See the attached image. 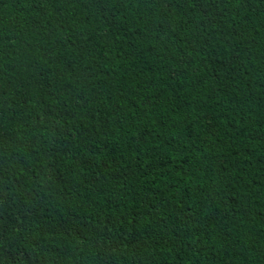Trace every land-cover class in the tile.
<instances>
[{"label":"trees","instance_id":"16d2710c","mask_svg":"<svg viewBox=\"0 0 264 264\" xmlns=\"http://www.w3.org/2000/svg\"><path fill=\"white\" fill-rule=\"evenodd\" d=\"M0 264H264V0H0Z\"/></svg>","mask_w":264,"mask_h":264}]
</instances>
